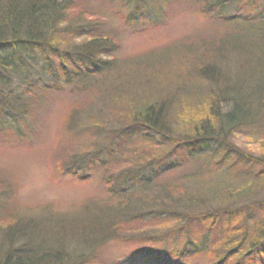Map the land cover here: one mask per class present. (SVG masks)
Segmentation results:
<instances>
[{
  "label": "trees",
  "instance_id": "trees-1",
  "mask_svg": "<svg viewBox=\"0 0 264 264\" xmlns=\"http://www.w3.org/2000/svg\"><path fill=\"white\" fill-rule=\"evenodd\" d=\"M78 1L0 0V95L4 108L11 101L7 90L28 79L25 70L31 68L24 60L29 62L33 53L40 61L37 80L40 85L29 83L30 87L23 90L24 98L16 96L23 104L24 118L27 114L34 116L50 95L63 91L60 82L47 84L48 80L76 79L80 86L92 89L96 82H104L122 67L116 60L119 45L112 32L105 29L107 22L93 20V14L89 16L81 11L83 5L78 6ZM121 1L124 6L133 2ZM135 1L129 21L144 17L140 11L145 0ZM252 1L191 0L204 20L215 21L230 30L218 40L203 44L208 55L200 61L199 79L209 85L208 94L197 96V91L194 96L198 100L186 101L184 105H179L182 99L176 105L175 100L169 103L145 96V100L130 101L132 97L128 100L121 95L131 115L122 120L119 129H104V140L97 138L99 135L88 134L87 138L96 137L92 149L78 154L80 158L93 156L90 160L93 164L97 159L103 160L102 197L76 213L61 215L60 220L57 217L52 231L65 232L64 239L66 232L72 235L79 231L84 237L99 234L106 243L112 240L126 246L137 244L115 264H134L138 258L148 264H165L169 257L173 258L172 264H182V259L188 261L200 254L212 258L213 263L209 264H253L264 258V154L249 152L232 141L235 134L251 127L264 141V11L257 16L249 15L245 3ZM233 5L242 7L238 9L244 10L242 16L228 12ZM212 51L222 59L230 58L235 52L245 64L240 66L238 74L227 72L210 61ZM142 66L149 71L153 69L148 62ZM212 82L217 84L216 90L211 87ZM32 89L36 91L31 92ZM176 111L179 115L174 119ZM174 120L180 124L178 127ZM73 121L74 118L70 120L72 128ZM102 128L101 121L82 127L85 132ZM78 155L61 162L66 163L63 171L85 180L78 167V162L83 160ZM169 157L180 158L181 163L171 166ZM188 164L200 179L228 171L240 182L217 196L221 202L208 193L187 192L186 183L179 184L169 173ZM149 167H153L152 172L144 178L142 172ZM237 198L244 199V203L237 204L241 201ZM100 203H106L105 207L99 209ZM2 207L6 208L3 200ZM160 223L174 225L169 227L170 231L157 232L153 226ZM6 224L0 228L15 232L12 225ZM19 225L45 226L31 219ZM131 225L149 228L134 231ZM129 226L132 231L123 232ZM39 231L34 228L20 236L19 245L9 236V248L0 244V264H92L82 249L69 251L64 243L65 246L52 250L45 242L36 243ZM93 244L89 255L99 247L98 243Z\"/></svg>",
  "mask_w": 264,
  "mask_h": 264
},
{
  "label": "rangeland",
  "instance_id": "rangeland-1",
  "mask_svg": "<svg viewBox=\"0 0 264 264\" xmlns=\"http://www.w3.org/2000/svg\"><path fill=\"white\" fill-rule=\"evenodd\" d=\"M85 2L89 5H85ZM135 2L133 0L127 6H124L121 0H82V2L79 0L77 3L78 6L83 5L82 12L86 11L89 16L93 14V20L99 18L107 22L105 29L112 32L113 38L118 42L116 60L123 65L107 80L96 82L90 89L80 86L76 79L66 81L60 78L56 82L47 79V84L60 82L63 91L50 95L45 105L38 108L34 116L30 117L25 113L27 115L24 118L23 104L16 96L23 99V90L30 87L29 83L40 85V82H37L40 78V61L32 52L29 62L24 60V63L31 68V71H26V67L24 68L28 79L23 83L17 82L6 92L10 94V106L4 108L0 95V202L2 200L6 202V208L0 209V225L2 227L8 223L15 230L9 232L0 228V244L5 245V248L10 246L9 236H13L14 241H17L21 239L20 236H25V233H29L34 228L40 230L41 235L36 237V243L45 242L48 246L51 245L52 250L60 248L64 243L69 251L82 249L86 251L84 255H87L86 259L92 264H115L122 255L130 253L128 251L137 247L134 243L126 246L122 242L115 243L112 240L103 242L99 234L84 237L85 235L80 234L79 231L73 232L72 235L66 232L64 239L62 233L65 232L52 231V223L57 224L55 222L60 220L61 215L76 213L84 205L97 203L102 197L103 160L97 159L93 164L90 163L93 156L80 158L78 154L84 149L86 151L92 149L91 144L94 143L96 135H99L97 138L100 140H104L106 130L119 129L122 120H126L131 115L125 107L126 104L121 100V95L128 100L132 97L130 101L145 100V96L148 99L157 97L160 100L165 99L169 103L175 100L176 105L181 99L179 105H184L186 101L196 102L198 99L195 100L194 95L197 91H199L197 96L207 95L209 85L199 79V71H201L199 67L202 65L200 61L205 60L208 55L204 53L203 44L206 41L218 40L224 36L226 30L227 32L230 30H225L215 21L204 20L191 0H145L141 2L143 10L140 11V14L144 13V17L129 21L128 16ZM245 7L249 15L257 16L264 11V0L246 2ZM239 8L242 10L241 6L233 5L227 10L230 14L242 16L244 10L241 12ZM231 55L230 58L222 59L216 57L214 51L209 53L210 61H214L215 66H222L227 72L238 74L240 66L245 63L235 52ZM140 62L151 63L153 69L149 71L146 66L141 67ZM234 83L233 79L232 84ZM211 87L216 90L217 84L212 82ZM35 91V89L31 90V92ZM14 104L17 105L13 107ZM225 107L227 109V105ZM178 115L176 111L172 117L177 119ZM72 118H74L73 128L70 126ZM100 121L103 128L97 132H85L82 129L92 122ZM173 123L175 127L180 125L175 120ZM88 134L95 136L87 138ZM232 141L237 146L248 149L249 152L264 154V141L261 140L260 133L255 132L252 127L235 134ZM76 155L83 160L78 162V167L79 171L83 172L85 180L67 175L63 171L66 163L62 165L61 162L69 161ZM178 160L180 158H168L171 166L181 163ZM152 168L149 167L142 172V176L147 178ZM175 169L176 171L169 173L170 178L180 181L179 184L186 183V191L193 194L208 193L217 197L220 193L227 192V187H233L232 185L240 182L234 175L227 174L228 171L200 179L192 173L193 167L189 164ZM244 188H247L246 184ZM216 199L221 202L220 197ZM237 199L241 200V198ZM243 203L244 199L237 204ZM99 205V209L104 208L106 203ZM91 209L98 211L97 207ZM57 217L58 220H55ZM29 219L44 224L47 231L45 226L39 228L34 226L30 229L19 225L20 222ZM13 225L18 226L16 228ZM173 225L174 223H160L153 227L157 232H161L170 231L172 228L169 227ZM131 226L126 227L123 232H131ZM132 227L135 228L134 231L149 228ZM127 233L125 234L132 235ZM36 234L38 233L35 232V236ZM69 240L75 241L67 245L66 242ZM93 243H98L99 247L94 254L89 255V248H93ZM19 244L20 241H17V245ZM171 259L173 258L169 257L165 264L168 261L172 264ZM209 262L213 263V260L207 254H200L188 261L186 259L180 261L182 264H209ZM134 264L148 263L138 258ZM253 264H264V258H258Z\"/></svg>",
  "mask_w": 264,
  "mask_h": 264
}]
</instances>
